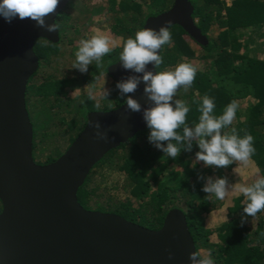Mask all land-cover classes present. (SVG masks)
Returning a JSON list of instances; mask_svg holds the SVG:
<instances>
[{
  "label": "trees",
  "instance_id": "16d2710c",
  "mask_svg": "<svg viewBox=\"0 0 264 264\" xmlns=\"http://www.w3.org/2000/svg\"><path fill=\"white\" fill-rule=\"evenodd\" d=\"M188 1L194 25L207 44L196 42L179 26H171L172 42L162 46L164 62L155 70L172 71L180 63L197 69L192 86L181 87L173 97V102L180 99L190 107L189 126L199 120L203 96L214 99L216 116L237 101L236 117L223 131L235 128L241 137L246 133L254 137L255 152L249 162L264 175V51L260 55L252 50V45L263 46L264 0H233L230 6L223 0ZM173 2L69 0L57 14L58 42L35 41L38 68L25 91L33 132L32 157L37 165L51 164L62 156L84 129L88 114L109 112L126 102L127 96L121 95L107 69L120 61L124 42L134 38L148 18L168 11ZM91 28L99 34L108 32L112 51L81 73L74 68L73 51ZM99 89H107V93H96L98 99L84 92ZM177 131L182 134V128ZM148 135L147 128L105 154L79 188L78 203L85 210L114 214L153 231L162 227L168 212L179 210L198 255L210 254L215 264H264V211L247 217L256 222L253 229L246 227L242 194L230 199L227 220L212 229L204 222L223 201L205 193L206 179L198 177L228 179L240 161L224 168L195 162L199 151L195 141L191 151L181 149L172 159L150 144Z\"/></svg>",
  "mask_w": 264,
  "mask_h": 264
},
{
  "label": "water",
  "instance_id": "95a60500",
  "mask_svg": "<svg viewBox=\"0 0 264 264\" xmlns=\"http://www.w3.org/2000/svg\"><path fill=\"white\" fill-rule=\"evenodd\" d=\"M68 2L59 0L46 25L54 23ZM192 13L188 0H174L168 11L148 18L143 28L158 31L171 21L206 45ZM39 39L57 43L58 31L48 32L30 18L11 24L0 18V264H191L190 255L197 253L179 210L168 212L162 227L153 231L114 214L85 210L77 200L95 164L147 129L143 111L153 103L144 91L143 73L124 69L121 61L107 69L117 82L140 79L135 92L126 96L135 99L141 111L129 110L126 99L115 110L90 113L82 132L55 162L33 161L25 91L38 68L33 46ZM146 70L156 73L151 63ZM97 121L106 141L95 136L92 124Z\"/></svg>",
  "mask_w": 264,
  "mask_h": 264
},
{
  "label": "clouds",
  "instance_id": "9594fccd",
  "mask_svg": "<svg viewBox=\"0 0 264 264\" xmlns=\"http://www.w3.org/2000/svg\"><path fill=\"white\" fill-rule=\"evenodd\" d=\"M232 1L227 5L223 0L227 6H230ZM58 4L59 0H0V18L9 24L16 19L30 18L37 26L46 27L48 32H54L58 30V24L54 22L46 25L45 18L56 10ZM171 23L167 21L158 31L154 28L137 31L134 38H128L124 42L119 56L124 69L143 73L142 79L146 82L144 91L153 103L152 107L143 111V118L149 129V143L167 157L175 159L181 149L191 151L195 141L199 148L195 162L203 161L207 166L218 168L227 167L236 161L247 164L255 152L254 137L250 133L241 137L235 128H232L231 132L223 131L232 125L236 117L239 107L237 101L233 100L221 115L216 116L214 99L207 95L203 96L198 108L199 120L189 126L186 118L190 107L180 99L173 102V97L178 88L187 89L192 86L197 69L190 63H180L172 71H157L154 74L146 70L150 63L157 69L163 64L160 51L162 46L172 42ZM110 44L109 37L99 33L89 39H82L75 53L74 68L81 73L87 72L93 61L99 62L112 51ZM139 83V78L131 77L118 82L117 88L122 96H126L135 92ZM127 106L132 112L141 111V105L131 97L127 98ZM92 127L98 140H107V135L99 131L98 121L93 123ZM181 128L182 134L177 131ZM198 178L206 179L202 190L215 195L217 199H225L230 191L242 194L245 201L243 213L246 214L242 215V222L247 217H254L264 211V175L258 174L251 184H236L231 189L226 177ZM189 259L191 264H215L210 254L200 256L193 253Z\"/></svg>",
  "mask_w": 264,
  "mask_h": 264
},
{
  "label": "rangeland",
  "instance_id": "374dc122",
  "mask_svg": "<svg viewBox=\"0 0 264 264\" xmlns=\"http://www.w3.org/2000/svg\"><path fill=\"white\" fill-rule=\"evenodd\" d=\"M98 33L99 32L97 30L91 28L90 33H88V36L86 37V39H89L93 35H96ZM103 35H106L109 37L107 31H105L103 33ZM260 43H261V45H263L261 48H258V46L252 45V50L255 49L256 50L255 53L261 55V53H263V51H264V40ZM79 46H80V42H79V45L77 46V49L73 51L74 53H76ZM110 46H112V42H111ZM84 92H88L89 95L94 96L93 98L98 99L99 96H95V94L97 93L96 95H99L101 93L102 95H104L107 93V89H99L93 93L92 92L90 93V91H87V90ZM75 94H77V93H75ZM102 98H106V97H102ZM241 106L244 107V104H242ZM258 174L259 173H258L257 169L255 167H253L249 161L247 162V164H244L243 162H239V166L233 168L231 173H229V178L227 179L229 188L231 189V187L236 185V184H245V185L251 184ZM212 177H214V175ZM237 194L238 193L230 191L229 194L225 197V199L222 200L223 204L221 206H219L218 209L211 212L205 218L204 222H205V226L207 228H211V229L215 228L217 225H219L220 223H222L223 221L228 219L227 207L229 206L230 199ZM119 195H120L119 197H122V194L119 193ZM255 222H256L255 219H252V220L245 219L244 220L246 227H250L252 229L255 226ZM214 239L215 238L213 237V240Z\"/></svg>",
  "mask_w": 264,
  "mask_h": 264
},
{
  "label": "built area",
  "instance_id": "2783aa9c",
  "mask_svg": "<svg viewBox=\"0 0 264 264\" xmlns=\"http://www.w3.org/2000/svg\"><path fill=\"white\" fill-rule=\"evenodd\" d=\"M225 1H226L227 5H229L232 0H225Z\"/></svg>",
  "mask_w": 264,
  "mask_h": 264
}]
</instances>
